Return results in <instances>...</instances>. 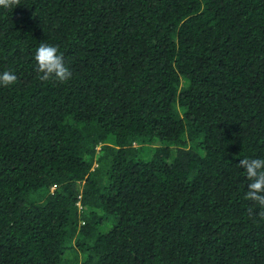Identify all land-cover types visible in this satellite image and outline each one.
I'll use <instances>...</instances> for the list:
<instances>
[{
  "label": "trees",
  "instance_id": "obj_1",
  "mask_svg": "<svg viewBox=\"0 0 264 264\" xmlns=\"http://www.w3.org/2000/svg\"><path fill=\"white\" fill-rule=\"evenodd\" d=\"M5 70L0 264H264L238 166L264 159V0H20Z\"/></svg>",
  "mask_w": 264,
  "mask_h": 264
},
{
  "label": "clouds",
  "instance_id": "obj_2",
  "mask_svg": "<svg viewBox=\"0 0 264 264\" xmlns=\"http://www.w3.org/2000/svg\"><path fill=\"white\" fill-rule=\"evenodd\" d=\"M20 0H0V8H15ZM35 71L41 81L53 80L65 83L71 78V71L64 62L63 53L57 46L48 43H40L35 54ZM17 77L10 71L0 72V87H9L15 84ZM239 168L244 169L248 181L244 198L251 201L253 207L249 209L250 217L254 222L264 221V159L242 158L239 160Z\"/></svg>",
  "mask_w": 264,
  "mask_h": 264
},
{
  "label": "rangeland",
  "instance_id": "obj_3",
  "mask_svg": "<svg viewBox=\"0 0 264 264\" xmlns=\"http://www.w3.org/2000/svg\"><path fill=\"white\" fill-rule=\"evenodd\" d=\"M160 146H163V145L159 141H154L151 144L144 145L140 150H138V158L143 160V161H149L151 156L153 155L155 149L157 147H160ZM98 149H99V147H98ZM96 167H97V165H94L93 169H95ZM104 173H105V171H104V169H102L101 174H100V178L105 177ZM107 229L108 228L102 229V232H106ZM69 255L70 254L67 255L68 258H69ZM72 257H73V254H72Z\"/></svg>",
  "mask_w": 264,
  "mask_h": 264
}]
</instances>
